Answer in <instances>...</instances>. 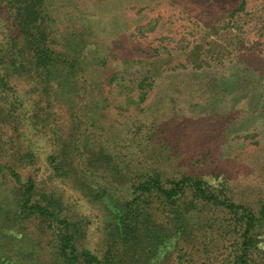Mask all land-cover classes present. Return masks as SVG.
<instances>
[{
  "label": "rangeland",
  "instance_id": "obj_1",
  "mask_svg": "<svg viewBox=\"0 0 264 264\" xmlns=\"http://www.w3.org/2000/svg\"><path fill=\"white\" fill-rule=\"evenodd\" d=\"M49 6L51 37L61 48L81 12L107 31L85 45L77 77L65 66L57 80L44 79L32 69L31 54L20 51L13 13L0 3V207L12 218L0 219V264H63L51 230L15 217L7 165L24 182L33 178L36 197L50 196L62 217L88 223L81 247L100 257L120 249L124 264H145L159 253L139 236L145 231L129 246L115 229L118 210L135 196L132 184L145 171L163 181L200 176L235 202L260 208L264 0H49ZM152 200L166 219L164 205ZM191 215L201 224L211 216L212 238L181 242L157 264H232L233 240L218 225L224 214L199 204ZM256 256L264 264V237Z\"/></svg>",
  "mask_w": 264,
  "mask_h": 264
},
{
  "label": "trees",
  "instance_id": "obj_2",
  "mask_svg": "<svg viewBox=\"0 0 264 264\" xmlns=\"http://www.w3.org/2000/svg\"><path fill=\"white\" fill-rule=\"evenodd\" d=\"M0 3H5L13 13L18 30L17 41L22 43L20 51L31 54L32 69L41 73V78L44 79L57 80L62 75L60 69L65 66L69 68L68 76L77 77V70L83 69L82 61L85 62V55H82L83 50L87 49L85 45L88 48L96 45V42L89 40H97L100 31H107L105 24L99 26L97 20L90 18L89 11L81 12L76 31L65 33L68 42L61 48L51 37L53 12H50L49 0H0ZM55 169L59 176H64L60 172L63 169L61 165L56 164ZM1 170L0 166V172ZM6 170L15 181V217L24 221H38L43 230H51L57 240V254L63 264H124L120 249L113 248L100 257L81 247L80 242L86 237L88 223L62 217L57 209L59 204L50 196L36 197V183L33 178L24 182L12 166L7 165ZM143 173L144 179L132 184L135 196L124 209L118 210V224L115 229L119 231L124 245L130 244L132 236L134 239V235L142 231H145L144 234H139L142 239L157 245L156 250L159 253H154L145 264H157L161 257L166 256L181 242L192 243L199 235L211 236L209 230L215 226L214 220H210L211 216L206 223L201 224L191 215L199 204L224 214L222 223L218 225L225 229L223 236L233 240L230 243L232 264H257L256 251L264 237V202L258 209L249 204L237 203L200 176L183 175L163 181L156 171L148 170ZM104 197L112 206L109 201L111 199L107 195ZM153 198L164 205L165 210L162 213L166 219H159L157 209L154 212L151 205ZM2 213L3 209L0 207V219H12ZM153 216H156L157 221L161 220V224L153 222ZM144 217L145 220L141 221ZM5 260L10 263L8 259ZM11 264L15 262L12 261Z\"/></svg>",
  "mask_w": 264,
  "mask_h": 264
}]
</instances>
